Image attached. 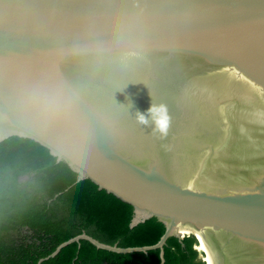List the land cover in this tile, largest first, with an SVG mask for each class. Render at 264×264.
<instances>
[{
    "label": "water",
    "instance_id": "obj_1",
    "mask_svg": "<svg viewBox=\"0 0 264 264\" xmlns=\"http://www.w3.org/2000/svg\"><path fill=\"white\" fill-rule=\"evenodd\" d=\"M164 104L166 137L137 122ZM147 115V113H145ZM29 138L206 264H264V0H0V141ZM26 176L21 177L24 180Z\"/></svg>",
    "mask_w": 264,
    "mask_h": 264
},
{
    "label": "trees",
    "instance_id": "obj_2",
    "mask_svg": "<svg viewBox=\"0 0 264 264\" xmlns=\"http://www.w3.org/2000/svg\"><path fill=\"white\" fill-rule=\"evenodd\" d=\"M132 211L91 180L76 182V173L39 143L19 136L0 141V264H37L82 231L121 247L154 244L164 224L151 217L130 227ZM163 249V264H206L192 233L169 236ZM40 264H159V251L117 253L81 239Z\"/></svg>",
    "mask_w": 264,
    "mask_h": 264
},
{
    "label": "clouds",
    "instance_id": "obj_3",
    "mask_svg": "<svg viewBox=\"0 0 264 264\" xmlns=\"http://www.w3.org/2000/svg\"><path fill=\"white\" fill-rule=\"evenodd\" d=\"M147 113V115L145 114ZM137 122L145 127H151L154 134L159 137H166L171 126V116L168 108L164 104L151 103L149 107L141 112H136Z\"/></svg>",
    "mask_w": 264,
    "mask_h": 264
},
{
    "label": "snow or ice",
    "instance_id": "obj_4",
    "mask_svg": "<svg viewBox=\"0 0 264 264\" xmlns=\"http://www.w3.org/2000/svg\"><path fill=\"white\" fill-rule=\"evenodd\" d=\"M201 247H203V245H201ZM209 264H210V262H209Z\"/></svg>",
    "mask_w": 264,
    "mask_h": 264
}]
</instances>
